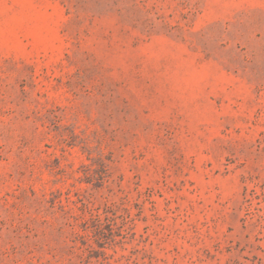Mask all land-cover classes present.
Segmentation results:
<instances>
[{"label":"rangeland","instance_id":"374dc122","mask_svg":"<svg viewBox=\"0 0 264 264\" xmlns=\"http://www.w3.org/2000/svg\"><path fill=\"white\" fill-rule=\"evenodd\" d=\"M0 264H264V0H0Z\"/></svg>","mask_w":264,"mask_h":264}]
</instances>
